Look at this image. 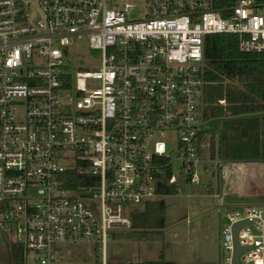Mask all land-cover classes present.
Returning a JSON list of instances; mask_svg holds the SVG:
<instances>
[{
  "label": "built area",
  "instance_id": "1",
  "mask_svg": "<svg viewBox=\"0 0 264 264\" xmlns=\"http://www.w3.org/2000/svg\"><path fill=\"white\" fill-rule=\"evenodd\" d=\"M210 35L264 54V0H0V233L24 264H55L56 246L74 244L111 264L109 238L131 230L133 205L165 197V169L177 191L202 186L217 212L234 209L219 264H233L242 222L238 264H264V204L224 201L222 160L199 152ZM77 43L99 67L72 70ZM74 173L86 184L68 189Z\"/></svg>",
  "mask_w": 264,
  "mask_h": 264
},
{
  "label": "rangeland",
  "instance_id": "2",
  "mask_svg": "<svg viewBox=\"0 0 264 264\" xmlns=\"http://www.w3.org/2000/svg\"><path fill=\"white\" fill-rule=\"evenodd\" d=\"M69 50L67 62L72 70L99 67L100 53L89 50L85 43H77ZM233 85H237L236 82H233ZM217 105L224 106L220 103ZM174 167V173L177 175L180 170L178 164L175 163ZM252 168L254 173L255 168ZM199 172L203 180L209 181L207 174H202V169ZM245 180L238 174L237 176L223 174L221 176L222 199L225 192L243 194ZM260 182L262 185L253 184V189L258 192L257 197L242 202L264 203V178ZM161 199L165 205L164 228L131 229L114 233L106 245L108 261L147 263L158 260L159 255L163 254L165 261L175 264H219L220 230L225 222L226 212L234 211V209L220 207V212H217L211 193L205 192L202 186L190 183L183 184L175 195ZM143 206L144 204L133 205V213H141ZM6 243L7 241L0 233V264H13L9 258ZM56 251L55 264H98L96 247L90 244L58 245ZM28 263L29 261L26 264Z\"/></svg>",
  "mask_w": 264,
  "mask_h": 264
},
{
  "label": "trees",
  "instance_id": "3",
  "mask_svg": "<svg viewBox=\"0 0 264 264\" xmlns=\"http://www.w3.org/2000/svg\"><path fill=\"white\" fill-rule=\"evenodd\" d=\"M204 56L206 119L208 122L223 116L237 119L222 123L223 128L216 147L212 131L199 138L204 143V149L199 150L201 156L213 159L217 155L219 159L228 162L264 161V120L261 119L260 122L257 117H248L264 112V54L239 52L234 36L210 35L205 41ZM233 82L237 85H233ZM220 100L225 101V106L217 105ZM76 175L77 173H74V176ZM170 175L171 170L165 169L164 174L160 176L156 191L158 194L162 196L176 194L178 187L168 184ZM84 177L80 176L78 183L66 187L73 189L77 184H86ZM143 207L141 213H133L130 216L131 229H163L165 225L163 199L146 202ZM8 252L13 264H24L21 247L12 245ZM147 264L175 263L165 261L163 254H160L158 260Z\"/></svg>",
  "mask_w": 264,
  "mask_h": 264
},
{
  "label": "crops",
  "instance_id": "4",
  "mask_svg": "<svg viewBox=\"0 0 264 264\" xmlns=\"http://www.w3.org/2000/svg\"><path fill=\"white\" fill-rule=\"evenodd\" d=\"M248 117H257L259 118V121L261 122V119L264 120V112L258 113V114H252ZM237 118H233L230 116H223L221 118L215 119V120H209V126L208 128L210 131H212L215 135V143L216 146L218 144L219 140V135L222 130V123L230 120H235ZM262 126V123H260V127ZM222 175L226 174L229 176H239L244 177L246 180L244 182V187H243V194H234L233 192H225L224 194V201L227 203H236L240 202L243 200H248V199H254L257 197L258 192H256V189H253V184L255 186L262 185L260 180L264 178V161H252V162H247V161H223L222 160ZM255 168V172L253 173L252 170ZM248 169L250 172H248ZM254 176H257L254 178ZM256 180V181H255ZM252 181V182H251ZM252 183V184H251ZM234 185V183H233ZM260 190V187H258ZM227 191V190H225ZM223 195V194H222ZM264 196V195H263ZM264 198V197H263ZM260 204V203H257ZM264 204V203H263ZM9 254V252H8ZM10 258V257H9Z\"/></svg>",
  "mask_w": 264,
  "mask_h": 264
},
{
  "label": "water",
  "instance_id": "5",
  "mask_svg": "<svg viewBox=\"0 0 264 264\" xmlns=\"http://www.w3.org/2000/svg\"><path fill=\"white\" fill-rule=\"evenodd\" d=\"M194 216V214H193ZM250 225L251 223L249 222H242V223H238L236 224L234 227H233V234H234V242H235V254H234V259H233V264H238V261H237V257H238V254L243 250V248H241L238 243H237V240H236V233H237V230L241 227V226H244V225Z\"/></svg>",
  "mask_w": 264,
  "mask_h": 264
}]
</instances>
